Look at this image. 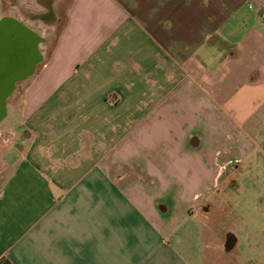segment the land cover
<instances>
[{"label":"crops","instance_id":"crops-1","mask_svg":"<svg viewBox=\"0 0 264 264\" xmlns=\"http://www.w3.org/2000/svg\"><path fill=\"white\" fill-rule=\"evenodd\" d=\"M0 1L42 38L0 120V260L188 264L174 229L264 156V0Z\"/></svg>","mask_w":264,"mask_h":264},{"label":"rangeland","instance_id":"rangeland-1","mask_svg":"<svg viewBox=\"0 0 264 264\" xmlns=\"http://www.w3.org/2000/svg\"><path fill=\"white\" fill-rule=\"evenodd\" d=\"M49 48L42 46L41 50L48 52ZM26 81L17 85L12 100H20L19 92ZM16 119L15 110L7 105L1 122L13 123ZM244 161L246 165L228 168L219 186L208 192L207 211L198 212L193 207L194 214L174 229L171 247L188 264H264V156L257 152ZM226 231L236 238L228 251L223 248Z\"/></svg>","mask_w":264,"mask_h":264},{"label":"water","instance_id":"water-1","mask_svg":"<svg viewBox=\"0 0 264 264\" xmlns=\"http://www.w3.org/2000/svg\"><path fill=\"white\" fill-rule=\"evenodd\" d=\"M41 36L8 17L0 20V120L6 116V98L18 79H27L40 61Z\"/></svg>","mask_w":264,"mask_h":264},{"label":"flooded vegetation","instance_id":"flooded-vegetation-1","mask_svg":"<svg viewBox=\"0 0 264 264\" xmlns=\"http://www.w3.org/2000/svg\"><path fill=\"white\" fill-rule=\"evenodd\" d=\"M39 63V62H38ZM37 63V64H38ZM37 64H36V66H37ZM27 79H18L17 81H16V83H15V89H16V87H17V85L20 83V82H24V81H26ZM15 89H14V91H15ZM13 91V92H14ZM12 92V93H13ZM12 93L6 98V100H5V104H6V106L8 105V100L11 98V96H12ZM235 242H236V238L233 236V234L230 232V231H226L225 232V237H224V240H223V248L225 249V250H230V249H232L233 248V246H234V244H235Z\"/></svg>","mask_w":264,"mask_h":264},{"label":"trees","instance_id":"trees-1","mask_svg":"<svg viewBox=\"0 0 264 264\" xmlns=\"http://www.w3.org/2000/svg\"><path fill=\"white\" fill-rule=\"evenodd\" d=\"M0 264H12V263L9 262L7 259H1Z\"/></svg>","mask_w":264,"mask_h":264}]
</instances>
